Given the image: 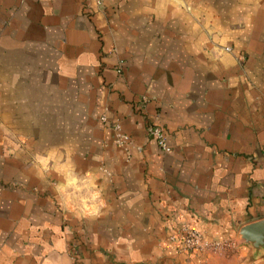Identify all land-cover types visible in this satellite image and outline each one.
Returning a JSON list of instances; mask_svg holds the SVG:
<instances>
[{
	"label": "crops",
	"instance_id": "obj_1",
	"mask_svg": "<svg viewBox=\"0 0 264 264\" xmlns=\"http://www.w3.org/2000/svg\"><path fill=\"white\" fill-rule=\"evenodd\" d=\"M260 220L264 0H0V264H264Z\"/></svg>",
	"mask_w": 264,
	"mask_h": 264
},
{
	"label": "built area",
	"instance_id": "obj_2",
	"mask_svg": "<svg viewBox=\"0 0 264 264\" xmlns=\"http://www.w3.org/2000/svg\"><path fill=\"white\" fill-rule=\"evenodd\" d=\"M97 7L103 5L104 0H92ZM228 49V48H226ZM139 108L142 110L146 97H142ZM103 123L107 122L105 115L100 116ZM110 129L114 132V143L127 149L131 143L130 136L122 130L120 123L112 122ZM147 134L152 137L157 146L163 151L168 152L169 146L167 144V133L165 128L159 122L151 121L146 128ZM165 244L167 247L175 252L185 254L188 257H194L199 253H217L223 252L229 247V242L220 240H205L200 232L190 223L182 222L180 226L167 235Z\"/></svg>",
	"mask_w": 264,
	"mask_h": 264
},
{
	"label": "water",
	"instance_id": "obj_3",
	"mask_svg": "<svg viewBox=\"0 0 264 264\" xmlns=\"http://www.w3.org/2000/svg\"><path fill=\"white\" fill-rule=\"evenodd\" d=\"M239 235L246 243L256 248L264 247V220L243 226Z\"/></svg>",
	"mask_w": 264,
	"mask_h": 264
}]
</instances>
